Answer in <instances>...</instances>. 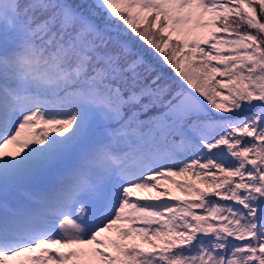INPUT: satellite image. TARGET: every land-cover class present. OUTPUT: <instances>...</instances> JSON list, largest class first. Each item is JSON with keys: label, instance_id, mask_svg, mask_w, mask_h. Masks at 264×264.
I'll return each instance as SVG.
<instances>
[{"label": "snow or ice", "instance_id": "6c2138e0", "mask_svg": "<svg viewBox=\"0 0 264 264\" xmlns=\"http://www.w3.org/2000/svg\"><path fill=\"white\" fill-rule=\"evenodd\" d=\"M0 264H264V0H0Z\"/></svg>", "mask_w": 264, "mask_h": 264}, {"label": "rangeland", "instance_id": "374dc122", "mask_svg": "<svg viewBox=\"0 0 264 264\" xmlns=\"http://www.w3.org/2000/svg\"><path fill=\"white\" fill-rule=\"evenodd\" d=\"M169 71H170V74H172L173 75V77H175V74H174V72L170 69V68H167ZM176 79H179L178 77H175ZM217 78H219V77H217ZM173 179H176V180H183L184 178L183 177H179V176H177V177H173ZM165 185H164V184ZM163 184V185H162ZM162 184H161V187H165V186H167V184H168V182L167 181H162ZM173 187H174V185H173ZM175 188V187H174ZM176 189V188H175ZM178 192H179V195H180V197L182 198V199H194V197H192V196H185L179 189H176ZM143 195H149V193L148 192H144V193H142ZM152 195H155V193L153 192V193H151ZM133 199H135V197L133 198ZM164 199H167V197H164ZM105 235L106 236H109V237H111V238H115L116 237V234L114 233V232H109V233H105ZM63 251H67V249H62Z\"/></svg>", "mask_w": 264, "mask_h": 264}, {"label": "bare ground", "instance_id": "6f19581e", "mask_svg": "<svg viewBox=\"0 0 264 264\" xmlns=\"http://www.w3.org/2000/svg\"><path fill=\"white\" fill-rule=\"evenodd\" d=\"M161 184H162V182H161ZM164 184V183H163ZM162 184V185H163ZM165 185V184H164ZM165 187H168V188H171L172 189V194L174 195V196H177V197H180V195H179V192L173 187V185H171V184H167V186H165ZM181 198V197H180Z\"/></svg>", "mask_w": 264, "mask_h": 264}, {"label": "trees", "instance_id": "16d2710c", "mask_svg": "<svg viewBox=\"0 0 264 264\" xmlns=\"http://www.w3.org/2000/svg\"><path fill=\"white\" fill-rule=\"evenodd\" d=\"M165 72L167 73V75L173 76L172 74H170V71L167 68L165 69Z\"/></svg>", "mask_w": 264, "mask_h": 264}, {"label": "water", "instance_id": "95a60500", "mask_svg": "<svg viewBox=\"0 0 264 264\" xmlns=\"http://www.w3.org/2000/svg\"><path fill=\"white\" fill-rule=\"evenodd\" d=\"M181 199H182V198H181ZM186 200H191V199L188 198V199H186Z\"/></svg>", "mask_w": 264, "mask_h": 264}]
</instances>
